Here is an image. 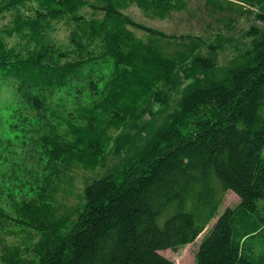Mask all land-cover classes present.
Instances as JSON below:
<instances>
[{"label": "trees", "instance_id": "16d2710c", "mask_svg": "<svg viewBox=\"0 0 264 264\" xmlns=\"http://www.w3.org/2000/svg\"><path fill=\"white\" fill-rule=\"evenodd\" d=\"M131 3L163 18L186 5L0 0V76L15 80L16 127L41 174L11 218L39 235L33 251L2 239V264H173L159 252L215 218L196 264H264V28L251 25L248 46L220 63V30L167 35L126 16ZM206 3L264 22V0ZM61 21L65 42L52 35ZM69 164L102 170L75 215L57 218L49 195ZM227 192L239 202L218 215Z\"/></svg>", "mask_w": 264, "mask_h": 264}, {"label": "rangeland", "instance_id": "374dc122", "mask_svg": "<svg viewBox=\"0 0 264 264\" xmlns=\"http://www.w3.org/2000/svg\"><path fill=\"white\" fill-rule=\"evenodd\" d=\"M224 2L226 1H221L218 4L223 5ZM185 3V8L172 11L169 16L164 18L144 12L136 3H131L122 12L134 21L162 31L167 35L196 34L211 40L216 36L215 33L220 30L223 36L221 41L224 44V49L220 54V63H224L238 51L248 46L249 39L244 34L251 25L264 28V22L255 20L253 15L245 11L236 13L224 12L223 9L220 10L219 8L213 10L206 3V0H185ZM253 11L258 12V8L255 7ZM8 20L9 17L0 20V30L8 25ZM228 24H230L229 27H227ZM133 32L137 37L142 38L144 36L140 31L133 30ZM52 35L57 42H65L67 29L63 21L54 25ZM14 82L15 80L12 78L0 76V210L5 213V216L0 220L2 226L0 227V255L4 246L1 242L2 239L6 243L11 242L13 245L28 247V253H32L33 248L31 247L39 237L31 228L28 229L23 226H20V229L25 234L20 233L19 227L11 220V218L16 217L17 209L23 202L35 198V185L41 175L40 173L34 174V163L30 156L32 152L27 148L24 149L22 145L26 136L23 137L20 129L16 127L19 123V116ZM117 133L118 131H112L113 136ZM108 157L113 159L114 156ZM110 164L111 162H109ZM69 165L67 167L59 166L58 177L60 180L55 184V192L49 195L52 206L56 208L54 215L57 218L71 213L72 216L75 215L82 200L81 193L84 184L101 174L102 170L100 167L96 170H83L75 164ZM238 202L239 199L235 194L227 192L218 213L222 214L224 208H234ZM215 220L210 222L207 229L194 242L181 246L176 251H160L159 254L173 264H196V254L200 241ZM164 222L165 217L157 219L159 227H162ZM10 231L14 232L15 235ZM24 235H26V239H24ZM0 264H2L1 259Z\"/></svg>", "mask_w": 264, "mask_h": 264}]
</instances>
